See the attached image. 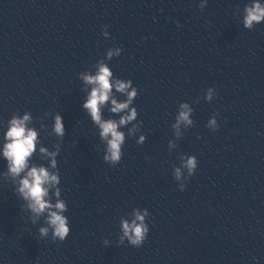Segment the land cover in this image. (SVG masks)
Wrapping results in <instances>:
<instances>
[{
	"label": "water",
	"instance_id": "obj_1",
	"mask_svg": "<svg viewBox=\"0 0 264 264\" xmlns=\"http://www.w3.org/2000/svg\"><path fill=\"white\" fill-rule=\"evenodd\" d=\"M245 3L208 0L201 11L199 0H0V122L31 112L51 148L45 113L63 115L58 163L71 228L63 243L41 239L0 181V264H264V24L243 28ZM113 46L123 52L109 66L137 87L146 136L143 145L128 138L116 166L103 161L77 78ZM183 102L195 124L169 153ZM214 115L216 131L206 127ZM182 155L198 168L180 191L172 170ZM133 208L149 212L139 248L118 244Z\"/></svg>",
	"mask_w": 264,
	"mask_h": 264
},
{
	"label": "clouds",
	"instance_id": "obj_2",
	"mask_svg": "<svg viewBox=\"0 0 264 264\" xmlns=\"http://www.w3.org/2000/svg\"><path fill=\"white\" fill-rule=\"evenodd\" d=\"M207 3L208 0H199L201 11L207 7ZM238 14L243 28L253 30L264 24V0H246ZM177 27L180 25L177 24ZM102 36L110 38L107 26ZM122 52L123 49L118 46L109 48L90 70L80 72L77 77L84 93L81 108L97 130L103 145V161L110 166L120 164L128 138H136L138 145L146 142V136L141 132L143 122L139 121V113L134 106L138 89L131 79L118 78L109 66ZM215 96L216 89L210 87L203 100L211 103ZM105 112L109 114L108 118H105ZM193 113L192 104H179L174 123L171 124L174 138L168 141L169 153L177 148V141L184 136L185 131L194 126ZM45 117L51 119L49 135L57 139L51 148L45 145L40 136L46 125L41 123L38 129L31 112L16 113L6 124L0 122V161L5 165V170L0 172V181L11 184L17 200L21 202V211L27 215L32 226L39 225L38 235L41 239L51 238L53 242L63 243L71 232L69 217L66 215L68 204L60 187L62 180L58 163L66 128L61 113H45ZM206 127L212 131L217 130L215 115L208 120ZM197 168L195 155L179 157V165L173 168L172 174L180 191L196 174ZM148 217V210L141 208H133L126 217H122L118 244L127 242L131 247H141L150 231ZM111 243L109 239L103 240L105 247Z\"/></svg>",
	"mask_w": 264,
	"mask_h": 264
}]
</instances>
